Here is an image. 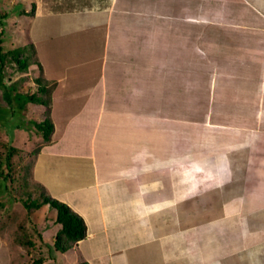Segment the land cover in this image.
<instances>
[{
    "label": "crops",
    "instance_id": "0c3cea01",
    "mask_svg": "<svg viewBox=\"0 0 264 264\" xmlns=\"http://www.w3.org/2000/svg\"><path fill=\"white\" fill-rule=\"evenodd\" d=\"M181 1L185 4L175 7ZM199 1L205 3L207 9H204L210 11L218 2V8H214L221 20L236 27L235 32L234 29L224 30L226 40L236 33L242 40L250 33H264V0ZM80 3L85 8L80 12L83 19L76 21V28L84 31L83 22L90 20L91 26L87 28L94 35L92 29L103 25L101 35L106 50L105 60L108 59L107 79L99 94L103 107L122 104L118 94L110 90L123 87L112 85L120 81L111 76L116 71L122 72L121 66L126 67L124 72L132 73L143 64L146 53H141L140 49L147 42L151 45L160 38L164 15L171 16V21L175 16L177 19L180 17L183 20L181 24L186 23L188 28L197 21L196 24L204 29L211 16L210 11H203V16L208 18L196 20L194 13L200 4L194 6V0L192 3L191 0H80ZM41 8L36 7L31 24L33 33L37 34L35 44L47 33L54 34L50 24L36 29L35 20L43 16L47 20L50 16H59L50 14V9L43 11ZM185 10L189 11L187 16ZM230 11L237 15H231ZM204 20L207 22L203 23ZM242 24H246L248 29L242 28ZM222 25L226 26L225 23ZM35 47L38 55L39 50L48 49L46 45L37 44ZM229 48L224 43L216 51L220 56L234 52ZM245 52H237L241 53L240 58L229 53L232 56L226 62L243 73L260 71L264 65L263 51L253 48ZM136 56L138 59L134 60ZM41 63L51 64L45 60V64ZM225 72H228L227 68ZM260 80L249 81L250 89H255L249 98L257 105H264V98L257 92ZM130 86L136 88L132 84ZM87 88L93 90L94 85ZM125 100L141 105L142 98L129 93ZM143 101L147 102L146 99ZM105 110H100V115L96 113L95 121L92 112V127L85 142L80 139L70 142L68 139L53 151L45 150L44 146L33 164L37 183L44 187L46 193L66 202L86 224V235L77 241L80 252L75 256L80 254L91 264H264V128L257 127L254 132L251 129L253 123L249 124L248 118L222 110L212 114L218 123L204 120L199 134L192 135L187 126L186 135H180L176 122L179 118L175 115L169 113L165 117H155L153 122V115L148 116L144 108H139L138 112L129 109L123 116H133L134 121L128 126L124 124V128L117 132L121 137V147L118 145L120 141L114 143L116 138H112V145L106 146L105 134L98 136L96 123L98 119L102 121L107 117L115 119L117 112L113 110L112 114H107ZM253 113L250 120L254 125L259 119H264V107ZM156 120L160 122L156 123ZM164 121L169 128L163 127ZM111 127L108 128L111 130ZM102 145L107 147L105 151L100 149ZM180 151H185L181 157ZM118 152L130 156L128 159L123 155L118 158ZM189 153L193 154L192 157L188 156ZM235 184L238 188L231 189ZM211 193L219 194L215 214L207 215L210 211L201 209L196 222L185 224L176 217L162 226L159 218L169 208L175 206L180 210L191 200L206 202L213 197ZM202 211L206 216L201 214ZM159 227L167 230L158 233ZM143 236L145 238L142 239ZM6 246L0 235V253L4 249L7 251ZM67 251L74 250L70 248ZM151 257L157 259L152 261ZM0 264H13V261L0 259Z\"/></svg>",
    "mask_w": 264,
    "mask_h": 264
},
{
    "label": "rangeland",
    "instance_id": "374dc122",
    "mask_svg": "<svg viewBox=\"0 0 264 264\" xmlns=\"http://www.w3.org/2000/svg\"><path fill=\"white\" fill-rule=\"evenodd\" d=\"M38 1L40 3L37 0H0V15L2 16L0 18V38L4 50L22 48L21 53L26 52L25 55L29 53L32 59L37 56L40 63H44V60L51 63L50 65H42L41 63L42 68L40 70L39 65L30 60L31 62L25 68L20 69L16 62L11 59L12 54L6 53V60L3 65L4 84L6 86L12 85L19 92H31L38 85L37 77L41 81L44 78L55 81V86L50 92L49 106L28 102L25 108L17 109L16 115L7 114L8 121L5 123L3 119H0V171L7 177L3 181L2 176H0V235L5 244L8 245L6 246L7 251L4 249L0 253V259L3 262L5 259H11L13 264H33V260L38 258L42 259L39 264H80L85 259L80 254L75 256L80 252L77 243L71 247L74 251L56 252L54 257L50 256L48 246L52 244L58 228L54 220L55 209L48 204H41L37 208H27L24 205V202L30 200L41 202V194L44 193L43 191L46 192L44 187L35 180V174L32 170L40 150L45 146V150L53 151V148L60 146V143L62 144L63 141L65 143L68 139L70 142L72 140L78 141V139L82 143L85 142L87 132L92 127V112H94L95 121L100 110L105 109H107L105 110L107 114H112L114 111L118 113V115L116 113L115 119L104 117L105 120H97L98 136L105 134L103 139L106 146L112 145L113 141L114 143L120 141L118 145L121 147V137H118L117 132L124 128V124L128 126L134 121L133 116H123L125 112L130 111L129 109L138 112L139 108H144L148 116L153 115V122L155 117H165L167 114L175 115L177 119L179 118L176 122L180 135L182 133L186 135L188 128L192 135L199 134L202 132L204 120L206 122L210 120L214 124L218 123L212 114L222 110L233 113L230 115L248 118L249 124L253 123L252 131H256L257 127L264 128V119L261 121L259 119L256 125L250 120L253 112L258 109L261 110L264 105H257L255 101L249 98L255 91V89L254 91L250 89L249 81L258 82L259 79L261 80L257 92L264 98V65L257 73L247 74L243 73L241 69L231 67L230 62H226L232 55L235 58H240L241 53L248 51V49L259 48L264 53V33L258 32L257 35L250 33L248 37L244 36L243 40L236 33L229 35L230 37H227L228 40H226V37L223 36L224 30L234 29L235 32L236 27L221 20L218 10L214 8H218V2L216 6L212 4L214 7L210 6V11L209 9L206 10L205 6L207 5L205 3L194 0V6L200 4L194 13L196 20L200 17L208 18L206 15L203 16V11L211 12L210 23L205 27L206 29L196 24L197 21L194 26L188 28L186 23L181 24L183 20L180 17L177 19L175 16L171 21V16L164 15V25L162 33L159 35L160 38L158 37V40L151 45H149L150 42H147L140 49L141 53H146L144 61L141 57L143 64L136 69V72L132 73L124 72L126 67L121 66L119 69H122V72L116 71L111 76L120 81L111 83L112 85L118 84V86L123 87V89L110 90L118 94L122 104L116 105L114 103L103 107L100 104L99 94L102 91L105 78L107 79L108 68V59L105 60L104 52L106 50H104L101 35L103 25L92 29L94 35L91 29H88L91 26L90 20L83 22L84 31L81 28H76L78 24L76 21L81 22L83 19L80 17V12L85 8L80 0H73L72 2L70 0ZM184 4L185 1H181L175 7L178 5L181 7ZM39 6L43 7V11L50 9L48 11L50 14L59 16L49 17L48 15L49 20L45 16L35 20L36 29H42L45 24H50V28L52 27L54 31V34L47 33L35 44L37 34L33 33L31 24L36 7L41 8ZM63 8L65 9L62 10ZM20 9H25L28 13L22 14ZM185 11L187 16L189 11ZM230 14L235 15L236 13L230 11ZM175 20H179V22ZM204 21L203 23L207 22ZM54 22L56 23L55 26ZM221 22L225 23L226 26H223ZM97 23L99 24L100 21ZM219 24L222 27H219ZM241 27L248 29L246 24H242ZM63 28L64 30H62ZM31 43L35 46L37 44L46 45L48 49L46 51L39 50V57L37 48L34 46L36 49V56H34V53L31 52L33 51L30 47ZM224 43L233 48L234 52H225L220 56V52L216 50ZM239 51L241 53H237ZM229 53L232 55L229 56ZM246 58L248 60V57H244V60ZM137 59V56L134 57V60ZM50 66H52V70L49 68ZM103 67L104 71H102ZM226 68L228 72H225ZM92 84L94 89L89 90L87 87ZM131 84L136 88L132 89ZM129 86L131 89L128 88ZM129 93L136 97L141 96V105L132 100V102L126 101L125 98H128ZM241 95L242 97H240ZM145 99L147 102L143 101ZM233 101L240 103L234 104ZM124 102L126 104H123ZM144 102L145 105L142 104ZM226 107L227 109H225ZM3 109L10 112L0 89V110ZM258 112L260 114V111ZM46 116L53 123L49 140L43 139L41 132L37 130L33 122L40 121ZM148 116L147 119L150 118ZM152 121L150 123H153ZM155 122L159 123L160 121L156 120ZM164 122L163 127L169 128V124L168 127L167 122ZM150 123L148 122V124ZM219 124L216 125L219 126ZM109 126H112L111 130L108 128ZM112 138L116 139L112 141ZM106 146L102 145L100 149L105 151ZM9 148L12 149L8 165L4 160ZM184 152H179L180 157L184 155ZM124 153L118 152L117 157L123 155L128 159L130 154ZM192 155V153L188 154L191 157ZM237 166L240 164L238 163ZM4 183L8 187L7 190L3 188ZM236 187L238 188V184L231 185V189ZM210 195L213 197L206 202L204 200H191L188 201V204H183L180 210L175 206L169 208L159 218L162 226L168 224L169 219H176V217L185 224L196 222L198 211L201 209L210 211L207 215L215 214L218 209L219 194L211 193ZM201 214L206 216V212L202 211ZM172 224L175 223L172 222ZM161 229L159 227L155 230L157 232L160 230L158 233L167 230ZM28 241H32L33 245L29 244ZM153 259H157V257H151L152 261Z\"/></svg>",
    "mask_w": 264,
    "mask_h": 264
},
{
    "label": "trees",
    "instance_id": "16d2710c",
    "mask_svg": "<svg viewBox=\"0 0 264 264\" xmlns=\"http://www.w3.org/2000/svg\"><path fill=\"white\" fill-rule=\"evenodd\" d=\"M34 4V3H33ZM22 14L28 13L25 9H20ZM32 13V11H31ZM2 16L0 15V18ZM2 39L0 38V89L2 90V95L10 109V112H6L4 109L0 110V119L4 120V123L8 121L6 117L7 114L11 113L12 115H16L18 108H25L28 102L42 104L43 106H49L50 104V92L52 87L55 86V81L48 80L47 78L41 79L36 78L37 87L35 90L31 92H19L14 89L12 85L6 86L3 82L4 78V63L6 60V53L12 54L11 59H13L20 69L25 68L31 61L37 63L41 70V63L39 58L36 56V49L34 45L31 43V48L33 49L34 59L28 55H25L26 52L21 53L22 48H12L6 50V52L1 44ZM24 54V55H21ZM31 60V61H30ZM37 130L41 132L43 139L49 140L50 134L53 130V123L49 117H45L40 121H33ZM18 124V123H17ZM13 126V124H12ZM11 149L7 151L5 155V162L9 165V159L11 156ZM0 176H2L3 181L6 180V175L2 174L0 171ZM41 186V185H40ZM3 188L5 190L8 189L7 185L4 183ZM41 202H36L30 200L29 202H24V205L27 208H37L41 204H48L50 207L54 208L55 213V222L58 225V228L55 232L54 239L52 244L48 246V250L51 257L55 256L56 252H66L69 250L73 245L77 243V241L81 240L86 235V224L80 214H78L75 210H73L66 202L58 200L57 198L51 196L50 194L43 191ZM29 244L33 245L32 241H28ZM42 262L41 258L33 260V264H39ZM80 264H90L87 261H83Z\"/></svg>",
    "mask_w": 264,
    "mask_h": 264
}]
</instances>
